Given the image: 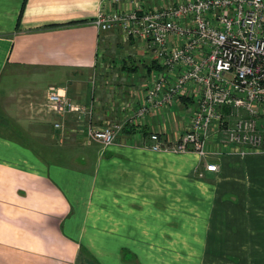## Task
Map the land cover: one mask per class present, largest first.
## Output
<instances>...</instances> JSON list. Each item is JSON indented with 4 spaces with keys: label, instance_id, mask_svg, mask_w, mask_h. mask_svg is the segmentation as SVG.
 <instances>
[{
    "label": "crops",
    "instance_id": "crops-1",
    "mask_svg": "<svg viewBox=\"0 0 264 264\" xmlns=\"http://www.w3.org/2000/svg\"><path fill=\"white\" fill-rule=\"evenodd\" d=\"M24 2L0 0V264H264V151L214 157L218 173L195 152L152 151V132L180 136L185 102L114 145L86 142L89 118L50 112L49 89L94 101L103 128L133 114L122 104L142 97L154 60L135 38L122 42L136 60L103 55L123 47L120 30L93 24L117 9L107 0H27L18 23ZM110 64L143 83L104 86L97 72Z\"/></svg>",
    "mask_w": 264,
    "mask_h": 264
},
{
    "label": "built area",
    "instance_id": "built-area-1",
    "mask_svg": "<svg viewBox=\"0 0 264 264\" xmlns=\"http://www.w3.org/2000/svg\"><path fill=\"white\" fill-rule=\"evenodd\" d=\"M107 1L118 7L95 18L98 32L118 29L125 40L146 42L147 53L160 69L147 76L142 97L134 94L122 104L135 111L120 122L94 127V101L76 105L64 88L49 89L50 112L89 118L82 132L85 141L109 147L126 126L159 116L185 100L188 122L180 136L170 140L161 129L152 132V151L195 152L205 161L264 151V0ZM92 86L94 94L95 80ZM54 126L68 131L64 122ZM206 170L218 173L219 165L211 162Z\"/></svg>",
    "mask_w": 264,
    "mask_h": 264
},
{
    "label": "rangeland",
    "instance_id": "rangeland-1",
    "mask_svg": "<svg viewBox=\"0 0 264 264\" xmlns=\"http://www.w3.org/2000/svg\"><path fill=\"white\" fill-rule=\"evenodd\" d=\"M109 34H110V32H105L104 35L105 36H108ZM105 38H108V39H106L103 42V47H104V44L107 42V40H109V37H105ZM123 38H124L123 33H119L118 40L121 41L122 45L125 44V43L122 42ZM127 44L128 43H126V45H123V47H120V48H118L117 46H114L112 48H109L108 47L107 48V51L103 55L106 54L107 57H110L112 61L115 58L118 61L119 60L121 61L122 59H125L128 56V54L133 58V53L130 51V46H128ZM123 54H125V55L123 56ZM136 59H134V60H136ZM120 65H121V63H120ZM107 67H109V71L108 72L106 71V68ZM117 67H115L112 64H110L109 66H106L105 65L104 67L100 66V68L98 69L99 71L97 72L99 75H97V76H98V81L101 82L104 86L106 84V86H108L109 88H113V89L115 88L118 91H120V93H121V91H124L125 90V88H126L125 85H127L126 83L128 82V80L130 78L128 79V77L126 75L124 77L121 76L120 70L118 69L119 67L118 68ZM130 80L131 81H129V82H131V84H135L134 81H136L138 84H140V83L142 84L143 81H144L140 77L139 78L137 77V80L135 78H131ZM132 86H135V85H132ZM127 99H128V97H127ZM127 99L125 98V100H127ZM117 104L119 105L120 102L116 103L115 106H117ZM263 128H264V126H263ZM32 145H33V147H35L37 144H32ZM68 151H71V150L65 149L64 152L67 153ZM167 153L174 154V153H171V152H167ZM174 155H178V154H174ZM213 159L214 158H210V159H208L206 161L204 160L203 162H204V164H211V162H214L215 161ZM55 160H58V158H56ZM62 160L63 159H61L60 161H62ZM193 173H195V172H193ZM195 174L197 175L198 174V171ZM127 257L131 258V256H127ZM86 261H88V260L81 259V261H79V264H87ZM88 263H91V261H88Z\"/></svg>",
    "mask_w": 264,
    "mask_h": 264
},
{
    "label": "trees",
    "instance_id": "trees-1",
    "mask_svg": "<svg viewBox=\"0 0 264 264\" xmlns=\"http://www.w3.org/2000/svg\"><path fill=\"white\" fill-rule=\"evenodd\" d=\"M26 1L27 0H25V2L23 4V8H22L21 13L19 15L18 23H20V21L22 19V16H23V13H24V9H25V6H26ZM124 67H126V66L124 65ZM147 68H148V72L149 73H151L154 70H159L160 69V67H159V65H158V63L156 61H152L151 63L147 64ZM129 69L134 71V70L137 69V66H131ZM183 102H185L187 104V102L185 100H183ZM127 127L128 126L125 127L124 131L126 130ZM132 127L134 128V126H132Z\"/></svg>",
    "mask_w": 264,
    "mask_h": 264
}]
</instances>
